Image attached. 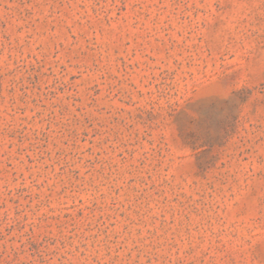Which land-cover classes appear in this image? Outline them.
Returning <instances> with one entry per match:
<instances>
[{
    "label": "rangeland",
    "instance_id": "1",
    "mask_svg": "<svg viewBox=\"0 0 264 264\" xmlns=\"http://www.w3.org/2000/svg\"><path fill=\"white\" fill-rule=\"evenodd\" d=\"M0 264H264V0H0Z\"/></svg>",
    "mask_w": 264,
    "mask_h": 264
}]
</instances>
